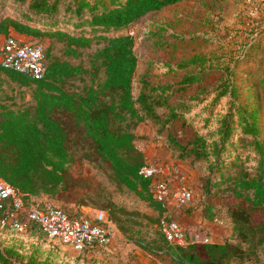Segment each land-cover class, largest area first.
<instances>
[{
  "label": "trees",
  "instance_id": "trees-1",
  "mask_svg": "<svg viewBox=\"0 0 264 264\" xmlns=\"http://www.w3.org/2000/svg\"><path fill=\"white\" fill-rule=\"evenodd\" d=\"M184 1L0 0V35L7 37L15 32L64 41L66 53L72 57L94 42L104 43L94 55L97 62L87 80L89 84L78 91L73 84L84 81L81 67L53 58L49 50L45 53L48 64L42 81L3 70L20 86L36 88L35 105L18 111L0 107V178L23 193L27 203L48 195L51 199L78 204L82 201L77 200V184L70 171L74 164L72 146L86 143L110 164L119 184L151 201L161 211L150 196V182L139 175L145 161L135 146L134 130L142 123L151 122L159 128V134L168 132L170 147L180 154L182 161L200 162L213 155L215 163L210 170L216 183L212 185L210 180L208 190L215 189L217 182L231 183L234 198L238 200L230 211L238 244L196 243L186 248L169 247L168 252L177 264H227L246 257L248 251L243 245H248L250 250L264 246V143L259 138L255 115L233 107L236 91L234 82L227 79L216 99L227 97L231 104L230 116L223 120L220 144L213 143L210 147L204 137H196L183 145L169 128L181 114L176 112L173 118L164 121L158 110L169 106L172 96L198 83L195 75L174 86H153L142 81L137 99L132 94L138 58L130 31L149 15ZM195 60L198 59L191 60L193 65L201 63ZM195 100L201 101L196 96L190 103ZM235 122L246 135L243 141L253 137L252 144L260 154L254 175L239 162L240 155H235L230 164L227 162L230 156L226 161L221 160L230 144ZM116 210L112 204L109 209L112 220ZM19 250L20 247L11 246L0 251V264H12ZM26 264L51 263L39 262L31 256Z\"/></svg>",
  "mask_w": 264,
  "mask_h": 264
},
{
  "label": "rangeland",
  "instance_id": "rangeland-1",
  "mask_svg": "<svg viewBox=\"0 0 264 264\" xmlns=\"http://www.w3.org/2000/svg\"><path fill=\"white\" fill-rule=\"evenodd\" d=\"M130 35L135 39L138 58L133 80L134 99L139 96L142 81L153 86H174L186 77L195 75L198 79L194 86L172 96L169 106L158 110L164 121L173 118L176 112L181 114V118L169 125L177 141L185 145L196 137H204L210 147L213 143L220 144L223 120L230 116L231 104L227 97L216 99L222 83L228 79L234 82L236 91L233 107L244 114L255 115L259 138L264 143V15L258 0H185L149 15ZM33 41L45 43L46 53L49 50L53 58L81 67L84 81H74L75 91L89 84L87 80L96 61L94 55L104 47V43L94 42L91 47L78 50L77 57H72L67 55L64 41L47 38H33ZM247 55L250 57H245ZM192 59L201 63L193 65ZM11 84L13 92L18 90V96L23 97L20 87ZM196 96L201 101L190 103ZM134 134L135 146L144 161L163 166L170 179L175 171L186 170L185 181L194 192L195 200L183 208L181 214L197 215L193 225L198 228L193 230L200 236L211 233L219 244H238L230 216L231 207L238 203L231 190L233 184L217 182L215 189L208 190L210 180H213L212 185L216 183L210 170L215 163L214 156L200 162L182 161L180 154L170 147L168 132L159 134V128L151 122L140 124ZM245 136L235 122L230 144L221 160L226 161L230 156L227 160L230 164L235 155H240L239 162L254 175L260 154L252 144L254 138L243 141ZM72 147L74 164L70 171L77 184V200L82 202L33 200L36 204L50 203L80 215L102 210L108 217L113 204L117 210L115 219L109 222L112 243L89 253H78L34 232L24 241L19 240V256L11 260L12 264H26L31 256L39 262L49 260L51 264H177L159 228L162 218L159 209L119 184L110 164L97 156L89 145L74 143ZM178 222L184 226L181 220ZM217 228L221 234L216 233ZM12 241L0 239V251L11 247ZM243 247L248 251L246 257L227 264H264V246L251 250L248 245Z\"/></svg>",
  "mask_w": 264,
  "mask_h": 264
},
{
  "label": "built area",
  "instance_id": "built-area-1",
  "mask_svg": "<svg viewBox=\"0 0 264 264\" xmlns=\"http://www.w3.org/2000/svg\"><path fill=\"white\" fill-rule=\"evenodd\" d=\"M258 1L261 13H264V0ZM19 36L11 32L1 45L0 67L34 81H42L47 70L45 43L22 41ZM139 175L150 182V196L162 212L159 228L170 247L219 244L211 233L200 236L198 231H186L178 222L180 211L195 200V194L182 172L175 171L170 179L163 166L145 161ZM36 203H27L23 193L0 178L1 240H13L9 244L17 247L19 240L24 241L29 234L38 232L49 241L59 242L78 253H89L112 243L113 233L105 211L80 215L50 203Z\"/></svg>",
  "mask_w": 264,
  "mask_h": 264
},
{
  "label": "crops",
  "instance_id": "crops-1",
  "mask_svg": "<svg viewBox=\"0 0 264 264\" xmlns=\"http://www.w3.org/2000/svg\"><path fill=\"white\" fill-rule=\"evenodd\" d=\"M19 37H20V40H22V41H28V42L36 43L33 41V37H28V36H23V35H20ZM6 38H7L6 36L0 35V47ZM3 70L4 69H2L0 67V107L3 109H6V110L8 109L10 111H18L21 109H26V107L35 105V101L33 99V94H34V90L36 87L34 85H31L29 87L20 86L16 82L12 81L11 78L9 76H7V74ZM8 71H10V70H8ZM11 83L16 84L18 87H20V91L24 92L23 97L18 96V92H17L18 90L16 92H13V89L11 88L13 86H11L12 85ZM181 170L182 171L184 170L183 172L181 171L182 173L186 172V170L184 168H182ZM39 198H48L49 199V196L48 195H41ZM83 209L81 210V212L85 213ZM94 212L95 211H93V213ZM93 213H89V214H93ZM161 214H162V212H161ZM180 214H181V211H180ZM84 215H87V214H84ZM180 216H181L180 220L183 222L185 229L186 230L189 229L188 232H196L193 229L198 228V227H195L193 225V223H194V219H196L197 215L195 213L194 214L193 213H187V214L182 213ZM217 231L218 232H216V233L221 234L220 228H217Z\"/></svg>",
  "mask_w": 264,
  "mask_h": 264
},
{
  "label": "water",
  "instance_id": "water-1",
  "mask_svg": "<svg viewBox=\"0 0 264 264\" xmlns=\"http://www.w3.org/2000/svg\"><path fill=\"white\" fill-rule=\"evenodd\" d=\"M108 221L111 223L112 222V218L109 216L108 217Z\"/></svg>",
  "mask_w": 264,
  "mask_h": 264
}]
</instances>
